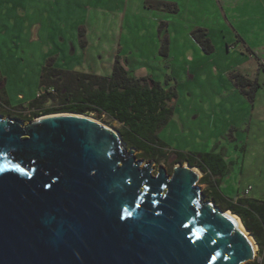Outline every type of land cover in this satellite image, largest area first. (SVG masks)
Segmentation results:
<instances>
[{"label":"water","instance_id":"water-1","mask_svg":"<svg viewBox=\"0 0 264 264\" xmlns=\"http://www.w3.org/2000/svg\"><path fill=\"white\" fill-rule=\"evenodd\" d=\"M153 165L88 116L0 115V264L254 262V238L193 167Z\"/></svg>","mask_w":264,"mask_h":264},{"label":"rangeland","instance_id":"rangeland-1","mask_svg":"<svg viewBox=\"0 0 264 264\" xmlns=\"http://www.w3.org/2000/svg\"><path fill=\"white\" fill-rule=\"evenodd\" d=\"M154 1L0 0V98L4 100L0 115L28 122L24 118L28 111L21 108L37 96L47 61L58 70L109 77L118 59L130 76L175 90L173 115L158 132L167 152L219 155L227 166L219 186L223 197H243L248 187L252 191L247 198L264 197V87L259 86L260 100L252 106L234 86L231 75L237 61H244L240 56L235 59L242 48L234 43V36L222 39L212 34L215 49L210 55L192 39L194 28L211 21L208 0H201V6L179 3L177 15L148 8ZM161 22L168 25L166 57L159 53ZM84 116L121 135L122 126L106 116ZM135 156L150 162L136 150ZM152 161L153 175L160 166L171 175L178 164L170 155ZM193 168L200 175L197 186L210 202L205 185L200 184L204 174ZM261 258L257 245L254 261Z\"/></svg>","mask_w":264,"mask_h":264},{"label":"trees","instance_id":"trees-1","mask_svg":"<svg viewBox=\"0 0 264 264\" xmlns=\"http://www.w3.org/2000/svg\"><path fill=\"white\" fill-rule=\"evenodd\" d=\"M147 7L171 14L177 12L175 6L165 2L148 3ZM158 32L159 53L166 57L169 42L165 23H160ZM191 37L203 53L210 55L214 52L206 30L196 28L191 32ZM231 80L236 89L252 104L258 84L239 74H232ZM1 86L3 87L0 85V88ZM175 98L173 88L166 90L152 79L130 76L118 59L115 60L109 77L58 70L51 61H47L40 72L37 96L21 109L28 111V117L23 116L28 122L54 113H93L97 119L106 116L122 126L120 133L124 142L129 148L140 152V156L146 160L160 162L170 155L174 157L175 163H187L198 168L204 174L200 184L205 185L208 200L222 210H230L237 215L258 245L262 258L251 264H264V200L223 197L219 186L226 175L227 166L221 156L213 153L190 156L169 153L159 139L158 132L169 123L173 115L171 103ZM0 104H4L1 98Z\"/></svg>","mask_w":264,"mask_h":264},{"label":"crops","instance_id":"crops-1","mask_svg":"<svg viewBox=\"0 0 264 264\" xmlns=\"http://www.w3.org/2000/svg\"><path fill=\"white\" fill-rule=\"evenodd\" d=\"M185 1L199 3L200 6L203 5L201 0H155L154 2H165L175 6L177 12L174 14L164 11L158 12L177 15L181 12L179 3ZM207 4V7L212 11L211 21L196 28L206 30L211 42V35L214 33L221 35L222 39L230 35L234 36V43L242 48L240 53L235 56V59L238 60L240 56L244 58V61H237L238 66L235 67L236 70L232 74H239L250 82H256L258 86H262V81L264 80V0H208ZM166 36L168 39L167 24ZM232 46L227 47L228 51L233 49ZM246 63L249 64L246 65ZM242 64H244V67H242ZM252 70H255V75ZM260 74H262L261 79L259 77ZM258 90L259 88L255 93V100L252 106L260 100ZM258 200H264V197Z\"/></svg>","mask_w":264,"mask_h":264},{"label":"built area","instance_id":"built-area-1","mask_svg":"<svg viewBox=\"0 0 264 264\" xmlns=\"http://www.w3.org/2000/svg\"><path fill=\"white\" fill-rule=\"evenodd\" d=\"M262 86L264 87V80L262 81ZM251 190V187H248L247 189L244 190L243 197H246Z\"/></svg>","mask_w":264,"mask_h":264},{"label":"bare ground","instance_id":"bare-ground-1","mask_svg":"<svg viewBox=\"0 0 264 264\" xmlns=\"http://www.w3.org/2000/svg\"><path fill=\"white\" fill-rule=\"evenodd\" d=\"M235 218H236V217H235ZM236 219L238 220V218H236ZM238 222H239L240 227H242L241 224H240V221H239V220H238Z\"/></svg>","mask_w":264,"mask_h":264}]
</instances>
